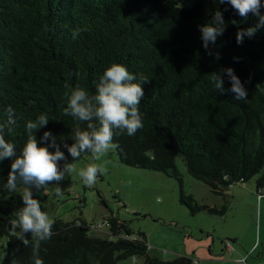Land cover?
Listing matches in <instances>:
<instances>
[{"label": "trees", "instance_id": "16d2710c", "mask_svg": "<svg viewBox=\"0 0 264 264\" xmlns=\"http://www.w3.org/2000/svg\"><path fill=\"white\" fill-rule=\"evenodd\" d=\"M217 10L223 13L225 31L209 44V55L199 26L210 22ZM260 11L264 14V6ZM257 20L252 14L240 17L227 0H0V123L7 120L9 106L17 119L5 139L15 144L19 156L28 138L27 121L46 113L49 123L34 134L50 152L64 153L58 161L61 171L92 155L85 152L74 160L68 151L75 143L74 128L87 126L63 115L69 91L65 85L95 95L106 68L119 63L151 81L143 85L139 104L143 127L133 136L115 130L120 163L176 179L181 203L192 214L224 215L225 208L220 212L200 205L185 193L178 157L189 175L215 195L225 197L229 187L257 177V191L264 199V28L245 36L242 44L236 41L237 31ZM77 28L82 31L73 39ZM222 68L234 69L248 92L246 100L214 89L210 74ZM222 78L223 88L231 89L228 76ZM45 132L51 133L47 141L41 139ZM16 156L0 161V239H7L0 264H36L37 259L43 264H120L129 258L143 259V264H194L186 256L171 261L152 256L147 236H135L127 222L115 216L105 222L111 238L92 236V225L83 219H56L50 239L33 241L29 232L25 246L12 234L16 217L7 202L13 191L6 185Z\"/></svg>", "mask_w": 264, "mask_h": 264}, {"label": "rangeland", "instance_id": "374dc122", "mask_svg": "<svg viewBox=\"0 0 264 264\" xmlns=\"http://www.w3.org/2000/svg\"><path fill=\"white\" fill-rule=\"evenodd\" d=\"M89 164L103 165L106 169L103 174L98 173L97 182L91 186L75 173L70 176L65 173L60 183L49 184L47 190L37 188L35 183L33 186L25 185L17 177V188L7 200L13 213L24 207L22 193L28 188L33 198L40 202L41 210L53 221L83 219L92 225V236L111 238L108 226L99 228L108 217L115 216L127 222L135 236L138 233L147 236L150 254L159 259L171 261L178 256H186L194 260L193 247H205L207 242L224 247V242L231 241L255 258L258 264H264L261 257L264 256V199H260L257 191V177L243 185L248 191L253 189L254 197L247 190L238 188H235V194L232 191L225 197L218 196L206 184L189 175L183 159L178 157L177 167L182 174L185 193L193 195L200 205L211 207L215 204L220 212L225 208L224 215L208 211L192 214L181 203V187L176 179L165 173L123 165L115 148L101 160L86 155L75 166L79 171ZM56 187L61 190L59 195ZM261 193L264 195V188ZM180 230L187 231V237L179 235ZM200 230H211V237L206 238V234L200 233ZM192 235L194 239L201 237V241L195 242ZM235 236H239L240 240H235ZM255 242L259 249L249 254L246 249ZM6 244V238L0 239V263ZM143 262V259L129 258L120 264Z\"/></svg>", "mask_w": 264, "mask_h": 264}, {"label": "clouds", "instance_id": "9594fccd", "mask_svg": "<svg viewBox=\"0 0 264 264\" xmlns=\"http://www.w3.org/2000/svg\"><path fill=\"white\" fill-rule=\"evenodd\" d=\"M226 0H220L225 3ZM240 17L247 19L249 14L258 18L254 26L246 29H240L236 34V41L242 44L245 36L249 38L255 36L256 32L264 28V14H261V7L264 6L261 0H227ZM225 21L223 13L217 10L210 22L199 26L203 47L209 50V44H215L218 37L222 36L225 31ZM82 29H74L72 31L73 39H76ZM209 55L213 53L208 51ZM217 59L219 52H216ZM239 60V58H234ZM227 75L232 83L231 89L223 88V75ZM210 82L215 90L221 92L230 91L234 93V99L246 100L248 92L241 83L240 78L235 74L233 68L221 69L219 73L210 74ZM151 83L150 80L142 73L133 74L129 72L123 64L113 63L101 75L96 83L95 95L90 96L89 93L77 86L69 89L65 93L66 107L63 108V115L72 116L75 120L86 123V130L79 126L74 128L72 138L75 143L68 149L73 159L81 157L82 153L90 152L96 160H101L108 154L116 144L113 138L118 133L126 130L127 135L133 136L143 127L142 115L139 111V104L145 95L143 85ZM7 120L0 123V161L5 157L16 156L15 144L5 139V132L10 134L14 131L13 126L16 124L15 110L9 106L6 109ZM49 119L46 113L40 114L35 120H28L26 130L28 133L27 142L22 148L21 154L11 163L7 188L14 191L17 188V177L27 185L35 183L37 188L43 187L48 189L49 182L60 181L72 174H78L83 182L88 185H94L98 179V173L103 174L106 169L103 165L89 164L86 168L77 170L75 164L65 165V170L61 171L58 161L64 158V153L55 151L50 152L47 146H41L35 136V131L46 126ZM51 136L50 132H45L41 138L47 141ZM55 144V138H53ZM56 193L60 194V188L56 187ZM24 207L15 213V219L12 220V234L17 236L25 246H28L29 240L25 238V234L31 232L33 241H46L53 235V219L41 210L40 202L33 198L31 191L25 188L22 193ZM19 228V232L16 229ZM34 248L33 252L36 253ZM15 264V262H14ZM36 264H43L40 259L36 260Z\"/></svg>", "mask_w": 264, "mask_h": 264}, {"label": "crops", "instance_id": "0c3cea01", "mask_svg": "<svg viewBox=\"0 0 264 264\" xmlns=\"http://www.w3.org/2000/svg\"><path fill=\"white\" fill-rule=\"evenodd\" d=\"M243 185H245V183H238L236 185H233V186L229 187L225 191V193L228 194V193H231L233 191L235 194V192H236L235 188L247 190L246 187ZM248 193L251 194V197L255 196L252 188L248 191ZM259 197H258V203L260 202ZM213 206L216 207L215 204H213L211 207H213ZM210 231L211 230H200V233L206 234V238H208V237H211ZM179 233H180L179 235H182V236L184 235V237H187V234H188L187 231H185V230H180ZM104 234H105V236L107 235L106 233H104ZM193 234H194V232H193ZM191 238L194 239V235H192ZM200 238L201 237H195L194 241L199 243V241H201ZM233 238H235V240H240L239 236H235ZM225 240H229V239H225ZM248 246L249 247H247V249H246V247L244 245L245 249L247 251H249V254H251L253 250L256 251L259 249V246L256 248V242L254 244H251ZM192 254L194 256V260L199 262L198 264H258L255 258L250 257L244 251V249L239 248L238 245H234L233 251L226 250L225 249V242H224V247H216V245H214V244L211 245V244H209V242H207L205 247L204 246H195V247H193V253ZM261 257L264 258L263 255H261Z\"/></svg>", "mask_w": 264, "mask_h": 264}, {"label": "built area", "instance_id": "2783aa9c", "mask_svg": "<svg viewBox=\"0 0 264 264\" xmlns=\"http://www.w3.org/2000/svg\"><path fill=\"white\" fill-rule=\"evenodd\" d=\"M260 199H262V197H260ZM104 226H107V225L105 223H101L99 225V228H102ZM225 249L228 251H233L234 250V244L231 241H226L225 242ZM195 263L198 264L199 262L196 261Z\"/></svg>", "mask_w": 264, "mask_h": 264}]
</instances>
